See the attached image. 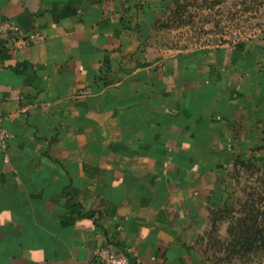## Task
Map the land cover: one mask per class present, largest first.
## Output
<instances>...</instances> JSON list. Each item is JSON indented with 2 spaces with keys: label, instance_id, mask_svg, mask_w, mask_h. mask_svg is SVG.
Here are the masks:
<instances>
[{
  "label": "crops",
  "instance_id": "0c3cea01",
  "mask_svg": "<svg viewBox=\"0 0 264 264\" xmlns=\"http://www.w3.org/2000/svg\"><path fill=\"white\" fill-rule=\"evenodd\" d=\"M169 4L0 0V264H211L227 171L264 163V35L184 50Z\"/></svg>",
  "mask_w": 264,
  "mask_h": 264
},
{
  "label": "rangeland",
  "instance_id": "374dc122",
  "mask_svg": "<svg viewBox=\"0 0 264 264\" xmlns=\"http://www.w3.org/2000/svg\"><path fill=\"white\" fill-rule=\"evenodd\" d=\"M204 3L198 0L194 7L188 8L182 19L188 23L180 28L159 29L161 34L184 50L235 46L264 35V0H217L218 4L210 10L202 8ZM171 4L172 0L164 19ZM237 162L240 161L234 162L227 171L225 201L209 214L195 249L211 264H264V259L256 255H251L247 261L236 257L226 260L223 251L231 219L240 216L241 207L247 203L250 194L258 191L264 177V163H259L256 158L243 161L252 164L250 168L236 166Z\"/></svg>",
  "mask_w": 264,
  "mask_h": 264
},
{
  "label": "trees",
  "instance_id": "16d2710c",
  "mask_svg": "<svg viewBox=\"0 0 264 264\" xmlns=\"http://www.w3.org/2000/svg\"><path fill=\"white\" fill-rule=\"evenodd\" d=\"M197 1L187 0L183 3L180 0H172L166 19L156 21L154 27L158 30L182 27L188 23L182 21L188 13V8L194 7V3ZM203 1L205 3L201 6L207 10L218 4L217 0ZM235 165L243 168L253 167L249 162L243 161L237 162ZM224 243L223 251L226 253V260L236 257L247 261L251 255L264 259V177L261 179L258 191L250 194L247 203L241 207L240 216L231 219Z\"/></svg>",
  "mask_w": 264,
  "mask_h": 264
},
{
  "label": "built area",
  "instance_id": "2783aa9c",
  "mask_svg": "<svg viewBox=\"0 0 264 264\" xmlns=\"http://www.w3.org/2000/svg\"><path fill=\"white\" fill-rule=\"evenodd\" d=\"M15 31L16 30L13 27L7 24L0 26V33L13 34L16 33ZM40 38L41 37L39 34L32 32L29 34L27 40L24 43L25 44L34 43L37 42ZM22 44L23 42L19 44V42L17 41L13 47V50L15 51ZM0 69H1V65H0ZM9 137L10 136L8 132L5 130V128L2 126L0 122V154L2 155H5L7 151ZM95 259L97 264H131L130 259L127 256L116 254L114 251H112L109 248L97 249L95 252Z\"/></svg>",
  "mask_w": 264,
  "mask_h": 264
}]
</instances>
